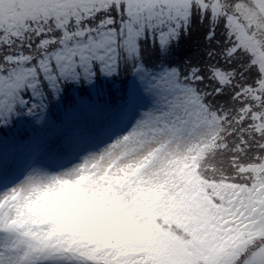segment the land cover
<instances>
[{"label":"snow or ice","instance_id":"obj_1","mask_svg":"<svg viewBox=\"0 0 264 264\" xmlns=\"http://www.w3.org/2000/svg\"><path fill=\"white\" fill-rule=\"evenodd\" d=\"M0 264H264V0H0Z\"/></svg>","mask_w":264,"mask_h":264},{"label":"rangeland","instance_id":"obj_2","mask_svg":"<svg viewBox=\"0 0 264 264\" xmlns=\"http://www.w3.org/2000/svg\"><path fill=\"white\" fill-rule=\"evenodd\" d=\"M77 182H70L68 184H73ZM98 187L101 189L103 193V197L101 198V192H97V187L93 186L91 189L85 191L84 187V179H80L78 181V195L74 199L72 203V207L69 211L64 212L61 215H54L51 212H47L48 216H53L56 220H60L61 222L67 221L68 226L70 227H79L81 225H85L86 222L82 220H78L79 218L88 217L89 219L95 218V220L90 222L89 228H86L85 231H88L90 235L100 236L102 233L109 232L111 228L116 227V220L119 216V207L115 204L113 200V192L110 188L103 185ZM63 189L60 186L56 192H62ZM91 193H96L95 196L91 195ZM49 197H54V193L50 194ZM72 197V193L70 191L64 192V200L62 201L59 198H56V203L61 204L65 203L67 199ZM10 211H15L14 209ZM103 222V225L100 223ZM77 222V225H75ZM41 225H38V227ZM83 232V229H80Z\"/></svg>","mask_w":264,"mask_h":264},{"label":"clouds","instance_id":"obj_3","mask_svg":"<svg viewBox=\"0 0 264 264\" xmlns=\"http://www.w3.org/2000/svg\"><path fill=\"white\" fill-rule=\"evenodd\" d=\"M83 179V178H82ZM63 191L62 192H55L54 197H47L40 201H37L35 204L31 206V212L44 211V212H51L54 215H61L64 212H67L71 209L72 203L74 199L77 197L78 193V182L73 184H65L61 186ZM70 191L72 193V197L67 199L65 203L57 204L56 198L61 199L62 201L64 198V192ZM97 192H101V198L103 197V193L100 188H97ZM91 195L95 196L96 193H91ZM26 211H29L26 209Z\"/></svg>","mask_w":264,"mask_h":264},{"label":"trees","instance_id":"obj_4","mask_svg":"<svg viewBox=\"0 0 264 264\" xmlns=\"http://www.w3.org/2000/svg\"><path fill=\"white\" fill-rule=\"evenodd\" d=\"M78 220H82L83 222L85 221L86 224L85 225H81L79 226L80 229H83V231H85L86 228H89V225H90V222L95 220V218H92V219H89L88 217H82V218H79ZM103 222L105 223V221H101L100 223L103 225ZM75 225H77V222H75ZM103 235V233L101 234Z\"/></svg>","mask_w":264,"mask_h":264}]
</instances>
